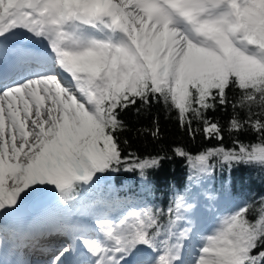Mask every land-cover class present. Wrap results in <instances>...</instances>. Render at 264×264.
<instances>
[{"label": "snow or ice", "instance_id": "obj_1", "mask_svg": "<svg viewBox=\"0 0 264 264\" xmlns=\"http://www.w3.org/2000/svg\"><path fill=\"white\" fill-rule=\"evenodd\" d=\"M18 30L45 41V52L9 49ZM9 51L13 75L0 71V222L53 192L59 210L74 212L100 175L158 169L164 157L124 155L121 147V113L137 101L175 110L193 138L196 122L206 139L222 141L224 129L207 113L229 105L228 131L256 133L255 143L236 140L231 149L175 148L193 179L216 163L264 167V0H0V53ZM196 214L184 195L166 222L151 207L100 214L95 233L66 230L86 258L75 259L69 243L50 264H264V201L218 217L190 257Z\"/></svg>", "mask_w": 264, "mask_h": 264}, {"label": "trees", "instance_id": "obj_2", "mask_svg": "<svg viewBox=\"0 0 264 264\" xmlns=\"http://www.w3.org/2000/svg\"><path fill=\"white\" fill-rule=\"evenodd\" d=\"M230 98H238L239 90L229 92ZM239 111V118L246 119V114ZM207 116L218 122L224 129V139H206L203 125L193 123L201 131L193 138L186 128H181L175 110L163 103L153 102L130 106L121 113L126 127L119 133L124 155L135 154L140 158L164 157L158 169L142 177L139 171L108 172L100 175L97 185L84 193L77 210L65 213L63 223L80 222L96 219L100 214L117 213L123 207H151L163 209L162 221H167V209L173 206L178 195H184L192 204L208 201L214 196L231 195L254 208L264 201V167L251 164H234L231 167L216 163L214 171L199 180L192 178L191 169L186 159L177 156L174 149L183 148L192 155H198L208 148L223 146L231 149L235 141L245 144L255 143L257 135L251 129L241 132H229L228 126L233 116V109L217 107ZM159 127V135L151 133ZM127 141V143H124ZM49 201L48 196L38 199L33 207L39 209ZM39 207V208H38ZM104 207L103 211L99 208ZM105 208L107 212L105 213ZM250 219H256L250 212Z\"/></svg>", "mask_w": 264, "mask_h": 264}, {"label": "rangeland", "instance_id": "obj_3", "mask_svg": "<svg viewBox=\"0 0 264 264\" xmlns=\"http://www.w3.org/2000/svg\"><path fill=\"white\" fill-rule=\"evenodd\" d=\"M47 196H49V201L47 203H45L44 206L41 207L39 210L36 208L33 209V206H32V204L37 199L32 200L25 205L24 209L19 214L8 218L6 221L0 222V237H2V239H0V242L2 243L3 247L7 251H9L10 254H13V255L23 254L25 257L29 258L31 261L38 264V260H36L33 257L31 258L28 255L29 254L33 255V253H35L34 255H37V253H39L36 246H37V242L42 240V239L40 237L37 238V234L36 235L30 234L28 236H25L22 233L19 234V232H18L19 230H18L17 233H14V235L12 233L10 242L5 243V238H7L9 240V238L5 235V230L10 228L9 227L10 224H18V226L23 225L22 227H24V228H22V230H27V231L31 230L34 227L35 229L31 233H36V231L38 233L41 231L43 234H45L46 232H48V230H46V229H51V228L58 229L52 222V217L54 219H61V214L63 213V211L59 210L57 207L58 200H59L58 193H54V192L48 193ZM193 205H195L197 211L202 210V215L200 216V219H199L200 223L198 224L199 232L196 235V237L194 239H192L191 243L188 244V246H187V253L189 254L190 257L195 256V252L193 251V247L194 246L198 247L197 241L200 239V237L210 234V233H205V232H203L201 234H199V233L204 231L205 227L206 228L211 227V229H212V227L216 223V220L218 217H220L223 214H226L227 212L235 209L236 207L242 206V201L236 199L235 197H233L231 195H227L224 197H213V198H210L206 203H195ZM201 207H203V208H201ZM54 214H56L58 218ZM199 214H200V212H197L196 216L194 217V220L196 219L197 216H199ZM119 215L120 214H117L115 216V218L118 217ZM43 217H46V219H44L42 221L45 223H48L46 229H41L40 226H37L38 220H36V219L39 218L41 220ZM87 225H89V228H87V230L90 233L96 232L97 229H96L95 223H89ZM50 232L54 233V232H60V231L52 230ZM8 235H10V234H8ZM26 240H28V241H26ZM31 241H34L33 245H35V246L32 245ZM76 242H79L82 244V241L77 240ZM3 247L0 245L1 251L3 250ZM61 247H63V246H61ZM21 250H23V253L21 252ZM83 251H84V253L80 252V254L82 256H85L86 250L84 249ZM43 253H45V252H43ZM53 255H55V254H53Z\"/></svg>", "mask_w": 264, "mask_h": 264}, {"label": "bare ground", "instance_id": "obj_4", "mask_svg": "<svg viewBox=\"0 0 264 264\" xmlns=\"http://www.w3.org/2000/svg\"><path fill=\"white\" fill-rule=\"evenodd\" d=\"M45 41H41L38 38L30 35L25 30H18V34L13 42L9 44V49H23L27 50L28 52L40 54L45 52ZM0 55H7L9 58L14 56L11 51L7 53H0ZM24 60L31 65L32 67H35V57L33 56H26L24 57ZM11 82V81H9ZM203 208V207H201ZM197 212H200L199 216L196 217L194 220L195 223H200V216L202 215V210H198ZM211 227L204 228V231L200 232L199 234L205 232L210 233ZM39 235L42 236V240L37 242V245L39 246V254H42L43 252H46L44 256H42L38 260V264H50V261L53 258V254H58V251L62 248L61 246H65L69 243H73L74 247L77 249V251L80 253L84 250L83 244L79 242H73L71 236L69 234H62L60 232H54L51 233L50 231L43 234L41 231L39 232ZM0 245L3 247L2 243L0 242ZM23 253V250H21ZM86 256H83L81 258H78L77 260H83ZM76 259V257H75ZM0 264H37L33 261H31L29 258L25 257L23 254L19 255H13L10 254L9 251H7L4 247L1 251L0 248Z\"/></svg>", "mask_w": 264, "mask_h": 264}]
</instances>
